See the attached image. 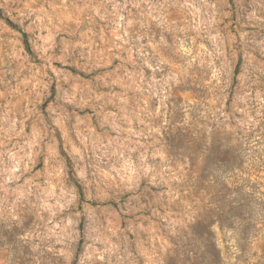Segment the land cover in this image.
<instances>
[{
	"label": "rangeland",
	"instance_id": "rangeland-1",
	"mask_svg": "<svg viewBox=\"0 0 264 264\" xmlns=\"http://www.w3.org/2000/svg\"><path fill=\"white\" fill-rule=\"evenodd\" d=\"M0 11V264H264V0Z\"/></svg>",
	"mask_w": 264,
	"mask_h": 264
},
{
	"label": "trees",
	"instance_id": "trees-1",
	"mask_svg": "<svg viewBox=\"0 0 264 264\" xmlns=\"http://www.w3.org/2000/svg\"><path fill=\"white\" fill-rule=\"evenodd\" d=\"M0 14H1V11H0ZM4 20H5V23H6L9 27H11V28H13V29H17V28H18L17 26L13 25V23H11L7 18L4 19ZM21 34H22V36H23V44H24V46H25V49L27 50V52H30L29 45H28V42H27V40H26V35H25L24 33H21Z\"/></svg>",
	"mask_w": 264,
	"mask_h": 264
}]
</instances>
